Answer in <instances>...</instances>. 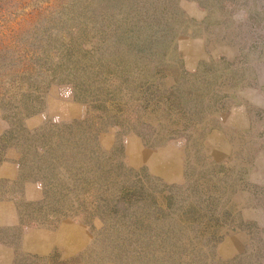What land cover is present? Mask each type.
Instances as JSON below:
<instances>
[{
	"label": "rangeland",
	"instance_id": "obj_1",
	"mask_svg": "<svg viewBox=\"0 0 264 264\" xmlns=\"http://www.w3.org/2000/svg\"><path fill=\"white\" fill-rule=\"evenodd\" d=\"M9 1V11L19 10ZM25 4L17 20L25 41L14 48L37 62V74L28 88H10L17 100L0 104V163L9 161L12 175L16 162L20 172L0 186L23 219L0 230L13 264H264V0ZM155 16L166 29L157 36ZM114 39L118 53L98 51L99 41ZM150 41L154 56L134 58L128 46ZM54 144L100 146L113 159L87 163L85 195L56 189L47 209L37 176L18 160L27 146ZM120 193L128 196L115 203ZM58 208L86 222L49 217ZM64 221L87 231L83 250H23L28 228Z\"/></svg>",
	"mask_w": 264,
	"mask_h": 264
},
{
	"label": "trees",
	"instance_id": "obj_2",
	"mask_svg": "<svg viewBox=\"0 0 264 264\" xmlns=\"http://www.w3.org/2000/svg\"><path fill=\"white\" fill-rule=\"evenodd\" d=\"M14 3L17 4L16 6H19L14 12H11L8 10L9 4L11 1L9 0H0V104L1 105H7L10 101L17 100L18 98H15V95H10L9 90L12 86L18 85H26L28 88V85H30L33 81L32 78V72H34L33 69H35L36 63L31 61L30 57L27 53L23 52V54H19L16 52L15 46L24 44V39L18 36V30L22 28L19 24V20L24 15V9L26 7L25 0H15ZM160 1V0H159ZM164 1V0H162ZM24 3V6H23ZM162 7L160 5L155 6L154 14L159 18V13H161ZM38 10H32L29 11V13L35 14ZM155 16V19L152 20L151 26L153 28V33L156 35L157 31H165V26H159L155 23L158 18ZM20 18V19H19ZM19 19V20H18ZM18 20V21H17ZM18 23H17V22ZM140 24L143 23L142 20H139ZM150 23V22H149ZM154 25V26H153ZM18 26V28H17ZM156 30V31H155ZM155 31V32H154ZM165 32L161 33L165 34ZM157 36V35H156ZM155 39V38H154ZM106 43V45H105ZM110 43V44H109ZM154 42H149L147 44L143 43H131L132 46H128V48L131 49L132 55H134V58L139 59V54L142 51H146L147 57H153V53L150 52L151 45H153ZM121 39L117 40L114 39L113 42L109 41H103V44L101 41L98 42L97 49L102 50L103 48L111 53H118L117 51L121 48ZM125 45L126 42H125ZM150 49V50H147ZM145 57L143 54L141 56ZM34 60L38 59V56H34ZM135 59V60H137ZM16 61V62H15ZM135 62V61H134ZM11 65V67H9ZM17 68V69H15ZM30 70V71H29ZM37 74V72H34L33 77ZM21 94V97L26 96L28 93H26V90L23 92H19V96ZM29 96V95H28ZM24 102L21 101V103ZM38 103V101H37ZM35 101L27 102V105H25V110L30 111V109L35 107L34 105L37 104ZM38 111L29 112L28 115L37 113ZM71 124H65L63 125L64 128H69ZM38 132L29 131L24 129L23 134H26L27 137L34 138L35 134ZM44 136V135H43ZM56 143V142H54ZM40 145V144H37ZM59 145V144H58ZM24 150H27L24 154L21 155L19 158L18 164L21 167H24L27 165L29 167L34 175L37 176L38 184L40 187L43 188L44 198L40 201L47 209H51V206H53V199H54V191L56 189L60 190V195L63 194L65 191V188H70V191H73V194L81 193L83 196L85 195L84 189L88 185V178H89V171H87L85 166H88V164L95 162L96 164L98 162H101L103 159L102 155L105 154L100 146H27L24 148ZM107 159L112 160L111 158V151L107 152ZM106 159V160H107ZM82 161V162H80ZM84 162V163H83ZM111 164H115V161H111ZM79 163H83L79 165ZM79 165V166H78ZM100 166V165H98ZM97 186V190H103L104 193H108V189H103L102 184L94 185ZM53 194V195H52ZM134 195V194H133ZM130 195L131 199L132 196ZM73 196V195H72ZM75 196V195H74ZM128 196V193H120L117 194L114 197V202L119 203L124 200L125 197ZM74 200V198H73ZM56 202L58 200H55ZM82 202L79 200V198L76 197V200L73 202ZM54 207V206H53ZM61 207V206H59ZM62 212V208H58L57 210H54L52 215L50 214L49 217L56 218V216H60V220H66L67 218H70L71 221H79V223H85L86 222V216L84 213L76 212L70 213V214H58V212ZM57 260V259H56ZM74 262L77 261V258H72ZM58 263L65 264L66 259H60L58 257Z\"/></svg>",
	"mask_w": 264,
	"mask_h": 264
},
{
	"label": "crops",
	"instance_id": "obj_3",
	"mask_svg": "<svg viewBox=\"0 0 264 264\" xmlns=\"http://www.w3.org/2000/svg\"><path fill=\"white\" fill-rule=\"evenodd\" d=\"M15 163L14 166L16 165ZM9 164L11 165L9 161L0 163V186L15 184L20 179V172L14 168L13 163L12 175L11 172L9 174ZM7 194V192L0 193V230L10 226L12 228L18 226L20 225L19 222L23 220L16 210L15 197H9ZM34 196L30 197L27 201H32ZM87 243L88 234L85 228H81V226L75 223L64 221L52 230L28 228L24 237L25 246H23V250L38 257L48 256L54 250L62 251L68 256L83 250ZM13 261V247L0 241V264H13Z\"/></svg>",
	"mask_w": 264,
	"mask_h": 264
}]
</instances>
